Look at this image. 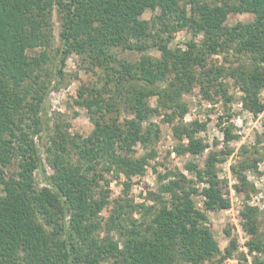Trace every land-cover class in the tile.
Wrapping results in <instances>:
<instances>
[{"label":"trees","instance_id":"obj_1","mask_svg":"<svg viewBox=\"0 0 264 264\" xmlns=\"http://www.w3.org/2000/svg\"><path fill=\"white\" fill-rule=\"evenodd\" d=\"M147 9L159 13L143 20ZM54 12L61 27L59 77L68 56L75 54L101 70L103 86L78 91V104L93 124L89 135H72L55 125L44 148L47 173L34 138L42 128L39 113L47 89L38 72L53 45ZM229 13H248L253 20L227 26ZM184 29L201 40L185 42V49L170 46L173 34ZM35 49H41L39 54L30 56ZM118 49L138 58L121 59ZM151 50L160 56L150 55ZM225 52L245 61L228 76L242 92L243 107L258 115L264 111L259 98L264 90V0L223 5L208 0H0V264H203L216 256L220 264L232 257L236 240L220 250L206 214L230 207L216 163L231 149L209 153L203 167L188 163L193 180L178 172L159 174L158 192L149 193L151 204L127 198L132 178L144 176L154 154L147 151L155 139L149 122L154 113L164 112L171 124L177 121L176 139L186 141L175 148L177 154L203 153L206 146L195 135L206 124L183 123L188 109L181 99L198 84L205 99L213 93L229 101L226 84L218 82L227 73L207 68L208 56ZM151 97L155 108L149 105ZM234 138L226 127L224 143ZM138 146L146 152L135 156ZM14 159L18 170L8 177L5 169ZM257 162L232 166L239 185H248L245 171H256ZM37 171L42 186L35 181ZM121 177L123 196L111 201L109 184ZM197 186L203 211L192 200ZM107 206L102 237L100 214ZM257 212L247 205L240 212L242 228L252 238L245 243L249 255L264 253ZM251 264L264 260L254 256Z\"/></svg>","mask_w":264,"mask_h":264},{"label":"rangeland","instance_id":"obj_2","mask_svg":"<svg viewBox=\"0 0 264 264\" xmlns=\"http://www.w3.org/2000/svg\"><path fill=\"white\" fill-rule=\"evenodd\" d=\"M213 5H223L237 3L238 0H208ZM159 10L147 9L141 16L143 20H151L154 15H157ZM53 45L47 51V63L43 65V69L39 70V81L46 84V95L42 103L39 113L42 128L35 135V142L39 149L43 167L47 173H51L49 164L45 160L44 148L48 144L49 135L53 133L56 124L66 128L67 132L72 135L87 136L93 129V124L89 120L86 109L78 104V91L80 87L88 88L95 87L100 89L103 86V73L100 69L92 67L86 60L70 54L65 61L63 68V77H59L58 69L60 68V53L61 46L59 39L60 23L56 12L53 14ZM253 20V15L248 13H229L226 19L227 26H234L237 23H247ZM201 36L194 37L191 32L184 29L173 34V40L170 46H175L185 49V42H199ZM41 49L29 51L30 56H37ZM118 56L121 59L134 61L138 55L133 52H123L117 50ZM150 55L159 57V53L154 50L150 51ZM245 61L237 59L230 53L216 54L207 57V68L218 67L222 68L227 74L221 77L218 82L226 84L227 96L229 101L220 95L211 93L209 99H205L200 91L198 84H193L189 92L182 95V102L187 106V113L183 117V123L198 121L206 124L204 131L197 133L195 136L202 140L205 144V150L198 155H190L188 153L177 154L175 148L179 144H186L176 139L173 127L177 121L172 124L166 121L164 112L154 113L149 122H151L153 134L152 144L148 150H153L152 158L148 159L146 172L144 176L134 177L131 180V188L127 198L135 204L145 202L151 204L149 193L158 192L160 183L158 182L159 174L166 172H178L183 174L187 179L193 180V175L190 173L186 165L190 162L199 164L203 167L206 156L211 152H218L231 149L233 152L230 155H222V161L216 163L218 179L221 181L223 196L229 199L230 207L225 210L207 211V225L210 228L220 250H224L231 239L237 242V250L232 257L222 261L220 264H251L254 256H258L264 260V253L259 255H249L245 243L251 240L242 228V219L240 212L245 205L257 208L258 219V238L264 240V111L258 115H253L247 111L242 104V92L236 86L234 79L228 76V73L233 68H239ZM259 98L264 103V90L260 92ZM149 105L152 108L156 107V99L151 97ZM123 114L121 118H124ZM145 122L144 127L149 123ZM229 127L234 139L228 144L223 141V130ZM146 150L142 146L135 148L134 155H143ZM253 160H258L257 170L246 169L245 176L248 185H239L235 175L232 173V166L238 168L241 162L251 163ZM18 161L14 159L6 169V176L14 175L17 170ZM239 170V169H238ZM35 181L39 186L43 185L41 175L37 171L34 174ZM171 178V177H170ZM124 177L119 181H112L109 184V198L111 201L122 198ZM167 180L163 181L164 184ZM240 189H236V187ZM198 192L192 195V200L199 210H204L203 200L200 195L201 186H197ZM254 189V190H253ZM110 206L105 207L101 214L100 220L103 225L100 235H106L105 222L110 214ZM134 218H139V214H134ZM227 232L229 234H227ZM115 233H113L114 235ZM115 236V235H114ZM116 238V237H115ZM245 256V260H243ZM219 256H216L211 261H206L203 264H219ZM104 264H112V261H107Z\"/></svg>","mask_w":264,"mask_h":264}]
</instances>
